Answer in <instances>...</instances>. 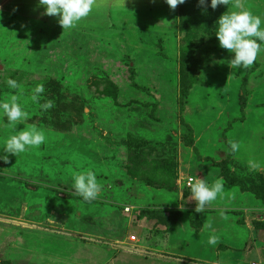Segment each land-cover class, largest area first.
<instances>
[{"label":"rangeland","instance_id":"rangeland-1","mask_svg":"<svg viewBox=\"0 0 264 264\" xmlns=\"http://www.w3.org/2000/svg\"><path fill=\"white\" fill-rule=\"evenodd\" d=\"M240 2L264 20V0ZM208 3L173 10L164 0H96L63 30L37 0H0V102L16 95L28 113L16 130L35 126L48 137L0 161V264H264L253 235L264 217V53L232 70L234 54L215 31L235 9ZM38 84L39 104L51 100L52 109L32 101ZM12 134L0 125V149ZM229 141L240 145L239 171ZM85 170L102 186L90 202L72 190ZM217 171L224 191L195 213L187 182L211 185ZM204 215L218 216L207 230L219 243L235 238L239 247H219L212 262L164 251L168 230L198 233Z\"/></svg>","mask_w":264,"mask_h":264},{"label":"clouds","instance_id":"clouds-1","mask_svg":"<svg viewBox=\"0 0 264 264\" xmlns=\"http://www.w3.org/2000/svg\"><path fill=\"white\" fill-rule=\"evenodd\" d=\"M38 5L43 8L44 15L58 17V24L63 30L71 29L82 19L89 16L96 5V0H37ZM171 8L175 9L178 5L184 4L185 0H164ZM198 4L203 6L206 0H198ZM223 5L232 7L235 10L225 12L216 21L215 36L219 47L233 53V57L228 61L232 70L241 71L251 67L258 55L264 53V20L253 15L250 10L242 7L240 0H210L207 4L213 10L217 6ZM169 28V24L167 23ZM5 83L12 89H18L17 81L8 78ZM43 84H38L32 90L31 99L39 104L41 94L44 93ZM54 107V102L47 100L39 104L40 110L47 111ZM28 113L24 111L18 103V97L12 95L6 102H0V125H5L14 131L3 141L0 161L8 163L9 155L17 156L29 149H38L45 143L47 137L43 129L30 126L24 130H16V126L26 120ZM6 118V124L4 121ZM230 149L233 153L240 148L238 142L229 141ZM249 166L257 169L261 165L250 161ZM72 190L84 201H92L97 198L101 190L96 174L92 170H85L72 178ZM191 198L195 201V213H201L207 205L214 202L224 191V181L222 178L215 180L209 185L204 179L195 178L190 183ZM183 210V209H181ZM207 243L215 246L219 243L216 234H210Z\"/></svg>","mask_w":264,"mask_h":264},{"label":"crops","instance_id":"crops-1","mask_svg":"<svg viewBox=\"0 0 264 264\" xmlns=\"http://www.w3.org/2000/svg\"><path fill=\"white\" fill-rule=\"evenodd\" d=\"M231 153L234 154V157L232 158L233 160H231L232 164H234V166H233L234 168L233 169H235V171L241 170L243 167L240 168V164L243 161L241 163L239 162L240 156L238 155V151L235 152V153H233L231 151ZM233 173H236V172H233ZM220 178H222V177H220L219 176V173L217 172V174H216V180L217 179H220ZM224 185H226L225 182H224ZM236 186H238V185H233V187L237 188ZM249 197H251V196H249ZM223 209H221V210H223ZM216 210H217V208H216ZM226 210H228V209H226ZM238 211H241V209H237L236 210V212H238ZM239 215H241V213ZM217 218H218V216L215 217V218L212 217L211 219H209V218H206V216L204 215L203 218H201V221H202L201 222V226H202V228H201V230L198 233H194V232H190L189 231L190 234H187V233L183 232V230L182 231H180V230H173V229L169 230L168 232H166L167 234L165 236L166 243L167 244L165 246L164 251H166L168 253H172V254L173 253H176L178 255L177 257H179L180 261H184L185 263H187V261H197V262H200V261H203V260H207V261H211L212 262V261L215 260V256L214 255L217 254V251H218V248L219 247L222 248L223 245H224L223 247H226V246L231 247V245H234V247L236 246L238 248L239 247V246H237L238 244L231 242L235 238H233L232 240H230V243L223 244L221 242V243H218L215 246H211V245H209L207 243L209 235L210 234H213L212 232H209L207 229L208 228H213V229L218 228V227L215 226V223H214L215 219H217ZM255 221H262V218L257 219ZM243 222H245V219H244ZM250 222H251V226L253 227V222L254 221L252 220ZM210 224H212V226ZM234 224H235L234 226L237 225L236 223H234ZM253 235H254V238H255V236H256V238L258 237L257 238L258 239V242L261 243V245H259L261 247V252H262V254H264V241H263L264 240V230H256L253 227ZM181 236H185L186 239L189 238L188 240L190 242V245H188V243L186 241V243L184 244V246H182L179 249H176V248L173 247V244L176 241L175 239L176 238H179ZM221 240H219V241H221ZM200 241H202L203 244L199 245L200 247H197V245H198L197 242H200ZM175 249H176V251H174ZM238 252H239V250H238ZM240 263L241 262L238 261L237 264H240ZM149 264H150V262H149ZM241 264H243V263H241Z\"/></svg>","mask_w":264,"mask_h":264},{"label":"trees","instance_id":"trees-1","mask_svg":"<svg viewBox=\"0 0 264 264\" xmlns=\"http://www.w3.org/2000/svg\"><path fill=\"white\" fill-rule=\"evenodd\" d=\"M244 104L242 103L241 104V108L243 109L244 108ZM218 172V171H217ZM229 173V172H228ZM229 177H234L231 173H229V175H228ZM221 177V176H220ZM225 177V176H224ZM236 178V177H235ZM225 179H226V177H225ZM238 179V178H237ZM224 180V179H223ZM238 180H240V179H238ZM225 181V180H224ZM227 181V180H226ZM225 181V182H226ZM242 181V180H241ZM228 184H230V185H234L233 183H228ZM239 186V185H238ZM152 210H157L155 213H162V212H160L159 211V209L160 208H151ZM164 215V214H163ZM160 216L159 218L161 219V221H163V222H166V220H165V217L164 216ZM173 216V215H172ZM171 219H172V217H171ZM171 221V220H170ZM169 221V222H170ZM168 222V221H167ZM170 225V224H169ZM254 228L256 229V230H264V217L262 218V221H258V222H254ZM169 231V230H168Z\"/></svg>","mask_w":264,"mask_h":264},{"label":"built area","instance_id":"built-area-1","mask_svg":"<svg viewBox=\"0 0 264 264\" xmlns=\"http://www.w3.org/2000/svg\"><path fill=\"white\" fill-rule=\"evenodd\" d=\"M191 181H193V180H189V181L187 182V186L190 187V183H191ZM131 209H132V208H130V207H125V208H124V212L128 213ZM133 241H135V237L132 236V237L130 238V242H133Z\"/></svg>","mask_w":264,"mask_h":264}]
</instances>
